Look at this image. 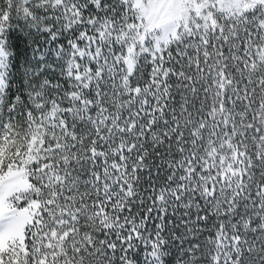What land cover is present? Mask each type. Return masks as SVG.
<instances>
[{"label": "snow or ice", "instance_id": "snow-or-ice-1", "mask_svg": "<svg viewBox=\"0 0 264 264\" xmlns=\"http://www.w3.org/2000/svg\"><path fill=\"white\" fill-rule=\"evenodd\" d=\"M0 264H264V0H0Z\"/></svg>", "mask_w": 264, "mask_h": 264}]
</instances>
